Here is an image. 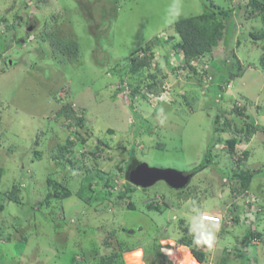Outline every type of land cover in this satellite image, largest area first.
I'll return each mask as SVG.
<instances>
[{
    "label": "rangeland",
    "instance_id": "374dc122",
    "mask_svg": "<svg viewBox=\"0 0 264 264\" xmlns=\"http://www.w3.org/2000/svg\"><path fill=\"white\" fill-rule=\"evenodd\" d=\"M168 2L0 0V264H195L178 242L193 200L223 217L202 264H264V212L249 217L243 203L264 204L263 18L249 0H182L180 18L216 41L191 67L163 23ZM152 39L150 66L125 70ZM133 154L192 176L183 188L135 185Z\"/></svg>",
    "mask_w": 264,
    "mask_h": 264
},
{
    "label": "trees",
    "instance_id": "16d2710c",
    "mask_svg": "<svg viewBox=\"0 0 264 264\" xmlns=\"http://www.w3.org/2000/svg\"><path fill=\"white\" fill-rule=\"evenodd\" d=\"M252 8V13L256 16H262L263 21H264V2L261 0H249ZM229 20V26L227 28V40H229V38L231 37L233 30L235 28V18L234 16H230L228 17ZM174 28L176 33L179 35L180 40L175 44L176 48L178 50H182L183 54H184V60L186 62V64L188 66L194 67L192 64L193 60L194 61H201V59L205 56L208 55L209 53L212 52L213 47L216 43V41L212 38V36L207 32L206 28L200 26L198 24V22L196 21L195 17L192 16H188V17H183L180 18L176 23H174ZM261 34L264 36V28L261 32ZM47 35L49 37H52L53 39V43L58 45L59 47V51H61L62 53H71V54H75V50L77 49V44H64L61 43V38H58L57 36H54L55 33L53 31H47ZM55 37V38H54ZM154 45V41L149 40L146 44V46L141 47L140 50L144 51V55H131L130 57H128L127 59H125V65L124 68L129 69L132 73H137L139 71H141L142 69L150 66L151 64V56L150 53L148 54L147 51H150L153 48ZM263 50H264V45H263ZM261 64L264 65V54L261 56ZM185 66V65H184ZM226 70H221L218 72H214L213 75H215V78L217 79L218 77H221L222 79H224V75ZM151 77L156 78L154 73L150 74ZM233 73H230V77H232ZM229 77V79H231ZM215 78H213V82H215ZM219 79V78H218ZM141 87V86H138ZM136 87H132L133 88V94L140 92L141 90ZM215 89H220V85L215 84ZM147 88L153 93V94H157L159 95L162 91V83L160 84L157 80H153L152 82H150L147 85ZM66 116L68 118H73V120H75L78 123H81L83 120L81 117H78L75 114V111L73 110V108L70 106L69 107V111L66 112ZM230 146L232 149L235 148V145L237 144V139L236 138H232L231 140H229ZM65 147L63 146L62 152L59 154L58 157H63V153H65ZM64 151V152H63ZM140 161L137 160L134 157L133 154V158L129 161L128 163V169H127V177L129 179V174L132 168H134ZM1 171L2 169L0 168V175H1ZM246 174H243L242 176L245 178H249L250 176H245ZM96 193H99V191L96 190ZM51 198H53V195L51 196ZM251 232H252V238L253 235L255 233V230L253 228H251ZM185 233L187 235H189L190 238H186L187 235H185V237H182L179 239V243L180 244H184L187 245L191 248L192 252L195 254L194 255V263L195 264H202V262H205L206 259V255L205 252L203 251V248L205 246H201V247H194L192 244V236L189 233L188 228L185 229ZM256 236V235H255ZM200 260H198L196 257ZM97 264H117L115 261L114 256H103L101 257V260L97 263Z\"/></svg>",
    "mask_w": 264,
    "mask_h": 264
},
{
    "label": "clouds",
    "instance_id": "9594fccd",
    "mask_svg": "<svg viewBox=\"0 0 264 264\" xmlns=\"http://www.w3.org/2000/svg\"><path fill=\"white\" fill-rule=\"evenodd\" d=\"M183 14L184 7L182 4V0H169L162 16L163 23L165 25L174 24L180 19ZM251 195L253 194L244 196L246 197V200H244L243 202L244 204L246 203L248 196ZM256 198L257 203L262 209L257 213H247L248 216H259L264 212V204L261 205L259 202L260 200H258L259 198ZM171 219L175 220L176 217L172 216ZM185 220L188 226L189 233L192 236L193 246H205L208 249H212L216 243V233L220 229V223L218 221V218H215L209 214L208 206L198 204L195 200L190 201L188 204V215L185 216Z\"/></svg>",
    "mask_w": 264,
    "mask_h": 264
},
{
    "label": "water",
    "instance_id": "95a60500",
    "mask_svg": "<svg viewBox=\"0 0 264 264\" xmlns=\"http://www.w3.org/2000/svg\"><path fill=\"white\" fill-rule=\"evenodd\" d=\"M192 174L171 167L152 166L146 161H140L131 169L129 179L135 185L147 187L159 180L166 181L174 188H183L187 185Z\"/></svg>",
    "mask_w": 264,
    "mask_h": 264
},
{
    "label": "built area",
    "instance_id": "2783aa9c",
    "mask_svg": "<svg viewBox=\"0 0 264 264\" xmlns=\"http://www.w3.org/2000/svg\"><path fill=\"white\" fill-rule=\"evenodd\" d=\"M181 52H183L182 50H181ZM144 55V53L143 54H141V56H143ZM183 58H184V56H183ZM193 64L195 63H197L196 61H194L193 60V62H192ZM209 78H210V74H209V76H208ZM210 80V79H209ZM149 96H152V93L151 92H146ZM128 95L129 96H131L132 97V95H133V90L131 91V92H129L128 93ZM155 96V95H154ZM157 97L160 99V97H161V95H157ZM251 196H252V198H253V200L254 201H252L251 202V200H249V197L251 198ZM251 196H248V198H247V201H246V203H245V211H247V213H257L258 211H260L262 208L260 207V205L257 203V205H255L254 206V204L253 203H255V202H257V198H255V197H253V195H251ZM256 204V203H255ZM249 206H252V207H249ZM210 214V213H209ZM211 216H213V217H215V218H218V221H219V223H221L222 221H223V217H221V216H217V215H213V214H210ZM229 220H231L230 218L228 219V221ZM227 221V222H228Z\"/></svg>",
    "mask_w": 264,
    "mask_h": 264
},
{
    "label": "crops",
    "instance_id": "0c3cea01",
    "mask_svg": "<svg viewBox=\"0 0 264 264\" xmlns=\"http://www.w3.org/2000/svg\"><path fill=\"white\" fill-rule=\"evenodd\" d=\"M260 216H262V215H259V216L257 215L256 217H260ZM249 217H250V216H249ZM251 217H252V216H251ZM254 217H255V216H254ZM260 218H261V217H260Z\"/></svg>",
    "mask_w": 264,
    "mask_h": 264
}]
</instances>
